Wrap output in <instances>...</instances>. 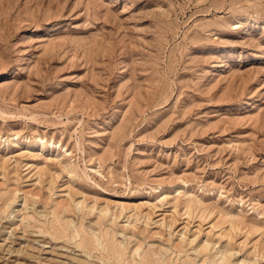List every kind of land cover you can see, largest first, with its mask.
<instances>
[{
	"label": "rangeland",
	"instance_id": "rangeland-1",
	"mask_svg": "<svg viewBox=\"0 0 264 264\" xmlns=\"http://www.w3.org/2000/svg\"><path fill=\"white\" fill-rule=\"evenodd\" d=\"M0 264H264V0H0Z\"/></svg>",
	"mask_w": 264,
	"mask_h": 264
}]
</instances>
